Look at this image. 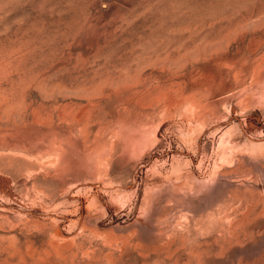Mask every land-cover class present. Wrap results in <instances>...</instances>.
<instances>
[{
    "label": "rangeland",
    "instance_id": "obj_1",
    "mask_svg": "<svg viewBox=\"0 0 264 264\" xmlns=\"http://www.w3.org/2000/svg\"><path fill=\"white\" fill-rule=\"evenodd\" d=\"M0 264H264V0H0Z\"/></svg>",
    "mask_w": 264,
    "mask_h": 264
}]
</instances>
